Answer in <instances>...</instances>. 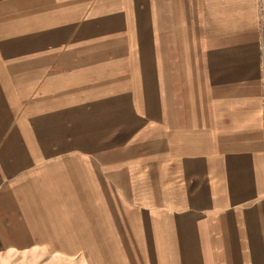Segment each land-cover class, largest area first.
<instances>
[{
	"label": "crops",
	"instance_id": "0c3cea01",
	"mask_svg": "<svg viewBox=\"0 0 264 264\" xmlns=\"http://www.w3.org/2000/svg\"><path fill=\"white\" fill-rule=\"evenodd\" d=\"M42 187L110 263L264 264V0H0V246Z\"/></svg>",
	"mask_w": 264,
	"mask_h": 264
},
{
	"label": "rangeland",
	"instance_id": "374dc122",
	"mask_svg": "<svg viewBox=\"0 0 264 264\" xmlns=\"http://www.w3.org/2000/svg\"><path fill=\"white\" fill-rule=\"evenodd\" d=\"M4 144L2 152L10 151ZM43 194L46 200L42 201ZM57 195L58 192L43 193L42 187L39 197L33 202H21L22 206L18 209L24 212V217L20 216L24 221L18 223V217L11 218L12 238L1 243L3 255L0 256V264H113L108 255L110 249L107 246L108 225L104 206H98L101 214L92 213L94 210L87 200L89 196L84 192L80 213V209L75 208L74 201V206H62V203L55 200ZM115 219V229L124 231L122 224L117 222V217ZM22 234L31 237L20 238ZM113 242L115 244L112 245V250L114 246L117 248V240L112 239Z\"/></svg>",
	"mask_w": 264,
	"mask_h": 264
}]
</instances>
